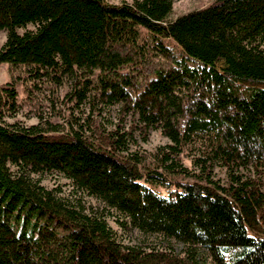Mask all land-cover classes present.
Listing matches in <instances>:
<instances>
[{"label":"trees","instance_id":"1","mask_svg":"<svg viewBox=\"0 0 264 264\" xmlns=\"http://www.w3.org/2000/svg\"><path fill=\"white\" fill-rule=\"evenodd\" d=\"M172 12L173 0H0V66L35 77L97 73L110 101L171 142L150 168L137 154L121 156L130 134L97 143L8 124L19 94L13 83L0 88V264L194 263L122 245L103 215L32 178L53 172L119 213L122 226L199 246L217 264H264L260 185L233 175L226 186L209 175L187 181L178 161L200 143L202 171L216 162L264 167V0H216L174 21Z\"/></svg>","mask_w":264,"mask_h":264},{"label":"rangeland","instance_id":"2","mask_svg":"<svg viewBox=\"0 0 264 264\" xmlns=\"http://www.w3.org/2000/svg\"><path fill=\"white\" fill-rule=\"evenodd\" d=\"M106 3L120 5L124 2L132 3L133 0H105ZM216 0H173V12L170 20L174 21L190 12L207 8ZM34 29L33 26L28 27ZM24 33V30H19ZM7 34L0 31V48L6 41ZM222 67V64L218 66ZM13 83L19 97V112L15 118H5L8 124L19 123L22 126L40 124L43 128L55 129L65 133L81 132L86 137L99 143L103 135L119 132L130 134L132 139L128 144V151L121 156L128 157L137 154L145 166L155 168L163 148L170 145V141L161 129H152L145 132L139 116L128 109L123 102H112L102 93L94 75L82 74L63 75L50 73L47 76L35 77L32 69L26 67L10 68L8 64L0 66V88H5ZM204 146L200 143L189 145L179 157V164L186 170L187 181L192 177L208 175L214 181L226 186L231 175L239 176L244 180L256 181L264 191V167L229 168L221 163H214L213 167L201 170L195 165L197 160H202L204 165L206 156ZM208 165L212 162L207 163ZM15 172L17 169L12 168ZM181 169H179L180 171ZM210 172V173H209ZM34 180H40L46 188L60 189L61 196L80 202L86 212L103 215L109 226L117 233L119 242L126 247H139L144 251L168 252L181 258L191 257L193 264H217L211 254L197 246L191 247L163 235L144 234L131 225L122 226L119 221L125 219L114 210H110L100 201L88 196L86 193L75 189L73 184L59 173H45L33 175ZM162 196L168 195L166 188L148 184Z\"/></svg>","mask_w":264,"mask_h":264}]
</instances>
